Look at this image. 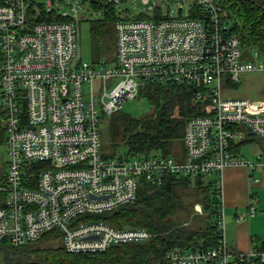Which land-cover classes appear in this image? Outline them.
<instances>
[{
  "label": "built area",
  "instance_id": "obj_1",
  "mask_svg": "<svg viewBox=\"0 0 264 264\" xmlns=\"http://www.w3.org/2000/svg\"><path fill=\"white\" fill-rule=\"evenodd\" d=\"M91 1L0 0L7 149L0 172V241L36 242L54 230L69 252L143 242L152 235L144 227L118 228L95 215L132 202L140 180L159 184L169 175H213L218 242L172 246L166 258L171 264L264 263V249L238 251L226 244L222 186L227 166L249 172L264 167V153L252 160L236 150L249 131L264 136V85L257 98L225 95L222 88L236 86L244 72H264V55L243 49L217 0H100L127 17L114 23L111 60H83L79 22L102 13ZM147 83L193 85L195 99L208 98L204 113L185 120L182 158L104 155L101 115L119 110ZM254 210L249 203L248 215Z\"/></svg>",
  "mask_w": 264,
  "mask_h": 264
},
{
  "label": "trees",
  "instance_id": "obj_2",
  "mask_svg": "<svg viewBox=\"0 0 264 264\" xmlns=\"http://www.w3.org/2000/svg\"><path fill=\"white\" fill-rule=\"evenodd\" d=\"M222 7V17L230 21L229 28L235 32L245 51L255 48L264 55V0H217ZM90 5L102 9L99 17L88 21L94 41L108 36L114 30L116 19L127 17L118 14L100 0ZM137 14L135 17H143ZM38 19H41L38 18ZM99 56L90 60L94 62ZM195 87L184 84H153L141 87L138 95H144L154 103L153 112L144 118L122 116L120 128H109L107 144H115V154H161L171 155L172 142L181 141L185 120L193 114L205 112L208 98L195 99ZM118 111V110H117ZM115 111V112H117ZM114 113V112H113ZM111 113V114H113ZM5 143L2 110L0 108V144ZM123 151L118 153V145ZM104 146V147H103ZM104 148V149H105ZM5 163L0 164V172ZM213 176L195 175L166 176L159 184L140 180L135 199L110 211L96 214L115 227L140 226L152 233L143 242L116 244L100 252H69L59 241L57 231L45 233L36 242L11 245L0 241L5 264H171L165 252L172 246L184 248L207 247L218 242L216 219L218 199ZM193 188L200 196L196 199L202 212L191 214L189 201L185 202V190ZM194 201L191 202V210ZM83 217V216H81ZM253 248L259 242L252 240ZM243 264H264L261 262Z\"/></svg>",
  "mask_w": 264,
  "mask_h": 264
},
{
  "label": "rangeland",
  "instance_id": "obj_3",
  "mask_svg": "<svg viewBox=\"0 0 264 264\" xmlns=\"http://www.w3.org/2000/svg\"><path fill=\"white\" fill-rule=\"evenodd\" d=\"M44 1V0H40ZM99 17V16H97ZM228 25L230 21H227ZM79 51L83 60L90 61L96 56L111 60L115 53V33L114 30L108 36H102L99 41H94L89 29V23L86 20L79 22ZM264 85V72H244L240 74L239 82L237 85L223 84V93L225 95L257 98L261 96V87ZM154 110V103L147 99L144 95H137L134 98L126 99L121 103V107L113 114H103L99 121V131L101 139L107 144L109 128H120L122 126V116H129L133 118H144L150 115ZM244 141L241 143L239 153L246 158L255 160L258 153H264V136L257 134H244ZM104 147V146H103ZM105 148V147H104ZM101 146V151L107 153L115 148V144H109L104 149ZM116 152L123 151V145H118ZM183 151V144L181 141L172 142L171 155L176 157L178 152ZM7 149L6 144H0V164L6 162ZM213 176V175H209ZM185 202L189 201V210L191 214L198 212L201 213L202 207L196 202L200 196L194 191L193 188L185 190ZM194 201L192 210L191 202ZM199 205V206H198ZM199 208V210H198ZM0 264H5L3 255L0 249Z\"/></svg>",
  "mask_w": 264,
  "mask_h": 264
},
{
  "label": "crops",
  "instance_id": "obj_4",
  "mask_svg": "<svg viewBox=\"0 0 264 264\" xmlns=\"http://www.w3.org/2000/svg\"><path fill=\"white\" fill-rule=\"evenodd\" d=\"M243 141L236 146L237 152ZM176 158H182V151ZM222 186L226 244L232 250L247 251L254 249L252 240L256 239L264 249V167L249 172L242 166H227ZM249 203L255 207L253 215H248Z\"/></svg>",
  "mask_w": 264,
  "mask_h": 264
},
{
  "label": "water",
  "instance_id": "obj_5",
  "mask_svg": "<svg viewBox=\"0 0 264 264\" xmlns=\"http://www.w3.org/2000/svg\"><path fill=\"white\" fill-rule=\"evenodd\" d=\"M249 129H250V128L248 127V130H249ZM248 134H251V132L249 131Z\"/></svg>",
  "mask_w": 264,
  "mask_h": 264
}]
</instances>
